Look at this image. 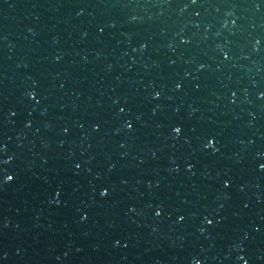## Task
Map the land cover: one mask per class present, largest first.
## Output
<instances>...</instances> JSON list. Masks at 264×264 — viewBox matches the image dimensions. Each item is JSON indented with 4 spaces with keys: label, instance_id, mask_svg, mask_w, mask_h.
Here are the masks:
<instances>
[{
    "label": "water",
    "instance_id": "95a60500",
    "mask_svg": "<svg viewBox=\"0 0 264 264\" xmlns=\"http://www.w3.org/2000/svg\"><path fill=\"white\" fill-rule=\"evenodd\" d=\"M0 264H264V0H0Z\"/></svg>",
    "mask_w": 264,
    "mask_h": 264
}]
</instances>
